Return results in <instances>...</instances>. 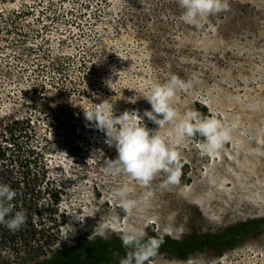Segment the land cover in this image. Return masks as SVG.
<instances>
[{
    "label": "rangeland",
    "instance_id": "1",
    "mask_svg": "<svg viewBox=\"0 0 264 264\" xmlns=\"http://www.w3.org/2000/svg\"><path fill=\"white\" fill-rule=\"evenodd\" d=\"M181 11L176 0H110V40L90 50V94H58L37 104L50 173L63 190L59 214L66 224L53 248L117 240L132 227L148 236L178 238L264 216V0H229L227 11L206 18L199 28L183 23ZM172 74L192 83L178 94L177 110L215 113L231 126V140L212 156L201 153L199 136L175 145L182 176L171 189L161 187L163 173L144 187L106 176L104 162L118 153L85 111L112 107L115 116L134 111L155 131L159 126L144 116L151 105L142 93ZM3 106L22 114L11 99ZM160 131L167 134L170 126ZM121 184L131 198H145L131 214L110 199ZM207 256L192 254L211 263L264 264V231L222 257ZM151 261L173 262L161 255Z\"/></svg>",
    "mask_w": 264,
    "mask_h": 264
},
{
    "label": "trees",
    "instance_id": "2",
    "mask_svg": "<svg viewBox=\"0 0 264 264\" xmlns=\"http://www.w3.org/2000/svg\"><path fill=\"white\" fill-rule=\"evenodd\" d=\"M109 16L110 0H0V184L15 191L14 211L26 214L18 231L0 224V264H120L128 251L121 239L53 248L66 224L59 214L63 190L50 173L37 106L58 94H90V50L110 40ZM10 99L22 114L4 109ZM263 231L264 216L184 237H149L161 241L154 256L172 264H243L192 254L222 257Z\"/></svg>",
    "mask_w": 264,
    "mask_h": 264
},
{
    "label": "clouds",
    "instance_id": "3",
    "mask_svg": "<svg viewBox=\"0 0 264 264\" xmlns=\"http://www.w3.org/2000/svg\"><path fill=\"white\" fill-rule=\"evenodd\" d=\"M176 2L182 10L180 20L195 28L201 27L206 18L229 9V0ZM191 86L190 80L186 81L172 74L165 82L153 83L142 93V97L151 105V110H145L144 116L159 126L155 131L144 126L134 111H125L115 116L112 107L107 112L99 107L84 110L86 118L95 121L96 127L106 133L107 143L114 144L117 150L115 159L104 162L103 172L106 176H123L144 187L163 173L165 179L161 187L171 189L180 184L182 176L181 156L175 145L183 143L187 138L199 136L203 138L199 145L203 155L212 156L223 149L231 140L232 129L229 124L219 119L215 113L202 116L197 110L191 109L181 114L174 106L178 94ZM168 126L170 131L162 134L160 130ZM15 196V191L9 185L0 184V224L12 232L20 230L26 223V214L14 211L11 202ZM110 199L128 214L138 210L141 203L145 202V198H131L127 184L112 189ZM120 239L122 246L128 250L120 264H147L161 243L136 227L125 229L120 234Z\"/></svg>",
    "mask_w": 264,
    "mask_h": 264
}]
</instances>
